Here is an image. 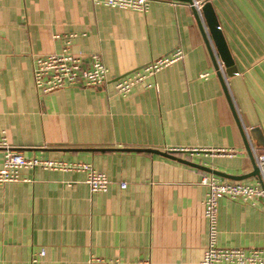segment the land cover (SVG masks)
I'll return each instance as SVG.
<instances>
[{
    "label": "crops",
    "instance_id": "crops-1",
    "mask_svg": "<svg viewBox=\"0 0 264 264\" xmlns=\"http://www.w3.org/2000/svg\"><path fill=\"white\" fill-rule=\"evenodd\" d=\"M210 3L237 71L226 76L231 100L263 154L264 0ZM67 35L71 52L101 55L106 81L38 95L33 56L59 52ZM177 47L183 58L151 86L115 93L119 79ZM0 127L27 157L88 162L111 181L91 192L84 172L35 167L21 169L28 180L0 184V264H201L208 225L200 180L213 173L123 149L184 148L175 155L227 174L252 170L191 7L177 0H154L146 13L91 0H0ZM217 239L264 249V196L221 198Z\"/></svg>",
    "mask_w": 264,
    "mask_h": 264
},
{
    "label": "built area",
    "instance_id": "built-area-1",
    "mask_svg": "<svg viewBox=\"0 0 264 264\" xmlns=\"http://www.w3.org/2000/svg\"><path fill=\"white\" fill-rule=\"evenodd\" d=\"M94 5H102L117 9H129L141 13L149 10L150 3L154 0H91ZM174 3V2H173ZM188 4L187 2H183ZM200 11L201 0L194 1ZM189 5V4H188ZM74 35L64 38L66 46L59 52L48 55H34L32 76L33 84L38 95L70 86L97 87L104 84L108 68L99 53H89L87 60L83 53H73L69 50V42ZM184 52L180 47L175 48L169 54L151 60L144 66L122 77L115 84V93L121 96L128 95L135 85L146 82V87L153 83L149 81L162 68L182 59ZM208 73L202 74L206 77ZM148 81V82H147ZM0 149L3 151V161L0 166V184L17 182L22 179L20 171L23 168L44 169L60 171H81L86 174L85 182L91 192L104 193L108 190L111 181L104 172L96 170L91 163L80 161H66L61 159H42L38 157H27L17 148L10 144L7 132L0 127ZM185 151L187 149H169ZM195 151L196 149H191ZM213 152L233 156V149L217 148ZM257 163L260 168L264 164V153L257 155ZM264 179V175H263ZM200 183L206 187L203 200V215L207 220L208 243L204 251L201 264H264V249L228 248L218 245V204L223 197L230 199L252 200L264 196V186L259 181L249 184L240 180L221 181L214 174L203 173ZM125 182L120 183L124 188ZM45 251L41 249L39 257L44 256ZM33 263L36 258H33Z\"/></svg>",
    "mask_w": 264,
    "mask_h": 264
},
{
    "label": "water",
    "instance_id": "water-1",
    "mask_svg": "<svg viewBox=\"0 0 264 264\" xmlns=\"http://www.w3.org/2000/svg\"><path fill=\"white\" fill-rule=\"evenodd\" d=\"M177 1L187 2L191 7L195 21L198 25V28L202 34L203 40L206 44L209 55L211 57L214 69L216 71V75L219 78L222 89L224 90L225 95L227 97L233 117L241 133L245 150L248 154V157L252 165V170L248 173H244L240 175H231V174H227V173L212 169L205 165H200L198 163L189 161L187 159L177 157L175 155L177 151L175 150L161 151L159 149H153V148H124L123 150L145 151V152L159 154L167 158L174 159L178 162L190 165L192 167H196V168L205 170L207 172H211L218 176L229 178L231 180H243L249 177H255L259 181L261 186H264V179H263L264 164L262 168H260L257 163V154L255 153V151H253V148L251 147V144L249 142L248 133L246 132V129L240 120V117L236 111V108L231 100V97L228 91V87L226 84V76L234 75L237 71L233 64L229 49L226 45L224 36L220 29L218 20L216 18V15L214 13L210 0H201L202 6H201L200 11L197 9V7L194 4L195 0H177ZM254 130H257V129H251V132H253ZM258 146H261L264 148V140Z\"/></svg>",
    "mask_w": 264,
    "mask_h": 264
}]
</instances>
